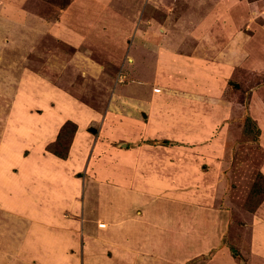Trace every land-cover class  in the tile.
<instances>
[{
    "label": "rangeland",
    "instance_id": "rangeland-1",
    "mask_svg": "<svg viewBox=\"0 0 264 264\" xmlns=\"http://www.w3.org/2000/svg\"><path fill=\"white\" fill-rule=\"evenodd\" d=\"M0 264H264V0H0Z\"/></svg>",
    "mask_w": 264,
    "mask_h": 264
},
{
    "label": "crops",
    "instance_id": "crops-1",
    "mask_svg": "<svg viewBox=\"0 0 264 264\" xmlns=\"http://www.w3.org/2000/svg\"><path fill=\"white\" fill-rule=\"evenodd\" d=\"M55 94H56V97L55 98H58L59 96L60 97H62L63 98V96H64V94H59L58 93V95H57V93L55 92ZM49 96H50V94H49ZM62 98L60 99V101L62 102V101H64V100H62ZM24 99V98H23ZM34 99V98H33ZM35 100H37L36 101V103H38L39 102V98H35ZM35 100H30V101H32V102H30L29 101V99H26V100H23V101H21V105H23L22 107L24 108L26 105H29L30 103H32V105L33 104H35ZM66 100V99H65ZM57 103H59L58 101H56ZM69 102V101H68ZM72 102H74V100H71V102L69 103V104H65L63 107H66V108H63L62 107V109H61V111L62 112H60V111H57V110H55V116L53 117V121L55 122V117L56 116H58L60 119L59 120H57L56 122H59L58 124H61L62 122H64V120H66V117L67 118H71V119H73L74 121L76 120L75 119V113H76V110L71 106V103ZM42 103H43V101H42ZM65 103V102H64ZM19 103H18V105H16L17 107L16 108H14V109H17V112L18 111H21L22 113L24 112V110L26 109V108H24L23 110L19 107ZM19 109V110H18ZM64 110H66V114L65 113H63L64 112ZM86 110V109H85ZM14 111V110H13ZM26 111V110H25ZM74 111V112H73ZM69 114H70V116H69ZM66 116V117H65ZM106 116H104V118H103V116L101 117V118H98V119H100V122H102V125L104 124L105 126H108L109 124H111V123H114L115 121H117V122H119V120H118V118H117V120H113V122L109 119V118H105ZM101 119H103V120H101ZM79 120V119H78ZM77 122V121H76ZM84 122H86V120H84V119H81L80 118V120L77 122V124H78V128H77V133L75 134V137L73 138V145L75 144V142H76V140H77V138L79 137V138H81L82 136H83V127H84ZM129 122H130V120H129ZM112 125V124H111ZM78 141V140H77ZM81 143V142H80ZM73 145H72V147H73ZM58 159H59V157H58ZM256 245V247H258V246H260V244L259 243H257V244H255Z\"/></svg>",
    "mask_w": 264,
    "mask_h": 264
},
{
    "label": "trees",
    "instance_id": "trees-1",
    "mask_svg": "<svg viewBox=\"0 0 264 264\" xmlns=\"http://www.w3.org/2000/svg\"><path fill=\"white\" fill-rule=\"evenodd\" d=\"M66 123H67V122H66ZM69 123H70V122H69ZM72 124H74V123H72ZM65 125H66V124H65ZM75 131H76V128H75L74 132L71 133V135H70V137H69L67 143L69 142V144H70V142H72V141H71V138H72V136L74 135ZM62 134H63V131L60 130L59 133H58V136H57L56 140L53 141V142H50V143H49V145H48V149H49L50 151H52L57 157H59V158H66L67 155H68V150H69L68 146H67V147L65 146L64 149H62L60 152L57 151L56 149H54V147H53V146H55V144H56L57 142L60 141V139L62 140Z\"/></svg>",
    "mask_w": 264,
    "mask_h": 264
},
{
    "label": "water",
    "instance_id": "water-1",
    "mask_svg": "<svg viewBox=\"0 0 264 264\" xmlns=\"http://www.w3.org/2000/svg\"><path fill=\"white\" fill-rule=\"evenodd\" d=\"M91 131H93V132H94V130H93V129H91Z\"/></svg>",
    "mask_w": 264,
    "mask_h": 264
}]
</instances>
